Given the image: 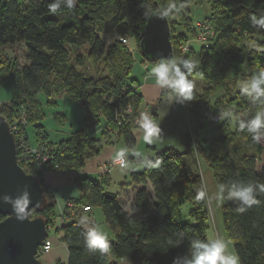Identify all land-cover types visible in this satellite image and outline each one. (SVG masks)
<instances>
[{
	"label": "trees",
	"instance_id": "trees-1",
	"mask_svg": "<svg viewBox=\"0 0 264 264\" xmlns=\"http://www.w3.org/2000/svg\"><path fill=\"white\" fill-rule=\"evenodd\" d=\"M166 1L77 0L73 9L62 5L52 14L49 12L52 0H0V51L4 45L14 42L26 46L23 64L0 56V85L9 77L13 88L12 99L0 105V114L11 121L16 113L24 111L31 125L41 118L36 98L39 91L47 97L52 93L60 97L67 92L81 102L87 114L85 122L95 125L104 117L105 125L117 129L128 148L134 147L130 124L137 114L142 95L130 87L132 52L121 38L106 47L101 34L119 29L122 36L141 39L148 16L155 11L163 13L169 6ZM176 4L186 7V0H177ZM252 14L264 16V0H211V15L204 19L213 32L214 43L201 46L196 59V69L205 81L206 90L237 87L231 104L237 100L242 115L236 116L245 121L252 119L262 107L243 96L238 83L247 81L264 68V29L251 25ZM166 18L170 24L169 15ZM188 19V23H180V26L184 34L189 28L195 33L196 23L193 25L189 15ZM247 42L252 45L247 46ZM84 46L89 47L87 54L92 65L102 61L107 74L93 78L78 68L82 64L79 57L71 60V50ZM195 56L197 58L196 53ZM226 118L224 115L218 124ZM229 118L225 130L219 128L218 134L209 140L215 156L211 168L217 186L234 181L264 184L261 143L253 141L246 130L239 129L236 120ZM198 126L202 125L198 123ZM35 128L37 143L53 145L45 140L47 135L41 124H35ZM232 133L242 141L236 140ZM100 147L99 139L87 137L82 131L73 133L57 144L55 161L58 169L66 171L82 167L85 159L98 152ZM186 154L166 148L149 159L153 163L157 158L161 159L159 168L144 166L140 172H131V184L140 187L135 190L128 209L120 201L119 192L103 186L105 180L101 184L89 177L76 178L81 195L72 201L74 209L101 206L113 239L109 241L108 253L89 252L85 246L87 229L66 207L64 215L70 219L57 227L55 233L66 245L68 257L66 263L57 261L56 264H118L116 259H128L134 264H172L174 257L186 253L191 239L208 241L210 221L206 200L196 198L203 187L198 182V175L188 169ZM37 175L45 188L47 203L42 212L32 209L29 214L30 217L42 214L52 226L56 216L55 193L45 184L43 173L37 172ZM148 183L152 184L151 192L146 186ZM257 199L260 203L243 213L236 210L238 201L222 202L224 231L240 264H264V194H259ZM185 203L190 205L187 221L183 220L182 214ZM2 218L0 215V220ZM181 238L183 242L177 248L167 243Z\"/></svg>",
	"mask_w": 264,
	"mask_h": 264
},
{
	"label": "rangeland",
	"instance_id": "rangeland-1",
	"mask_svg": "<svg viewBox=\"0 0 264 264\" xmlns=\"http://www.w3.org/2000/svg\"><path fill=\"white\" fill-rule=\"evenodd\" d=\"M176 1L177 0H167L166 2L170 5L173 3L176 4ZM176 5L180 6L178 4ZM186 7L184 4L178 14L169 15L171 20L169 24L170 40L173 48L172 58L184 57L196 61V59L198 60L201 46H208V44L211 45L214 43V40H212L214 35H207V38L204 39L199 38L197 37V31L199 32V29H197L196 26L195 33L190 32L191 29L189 28L187 29L188 32L184 34V30L182 26H180V23L183 25L188 23V15L193 25L199 21L205 22L206 20L204 18L211 15V0H186ZM180 32H183V34H180ZM101 38L106 47L114 40L121 38L122 42L125 43L132 52L133 64L129 80L130 84L134 85V88L142 95L141 103L136 111L137 114L130 124L132 126L130 130L135 138L134 147L128 148L122 136L119 134V131L115 128H111L109 124L105 125L106 120L104 117H101L99 123L95 125H90L88 122H85L87 114L81 102L67 92H64L60 97L55 93L47 97L43 91H39L36 94V98L40 105L41 118L34 120L31 125L28 123V134L32 143H34L35 137H37L35 124H41L43 132L47 135V139L45 138V140L56 145V147L60 141L67 140L73 133L79 131L85 133L87 137L99 139L101 144L99 151L88 156L85 159L84 165L78 169L66 171L58 169V171H55L51 167H46L45 172H54L48 175L47 179L50 184L54 185L61 181L71 182L74 178L75 180L76 178L78 179V177H89L102 184V181L105 180L108 175L110 181L109 190L112 192H121L122 188L125 186L123 183L125 180L131 183L130 173L133 171L140 172L144 167L142 158L132 155L133 150L141 152L143 156L151 160L155 157L154 153H158L166 148L187 152L184 157L188 164L187 167L190 172L198 175V182L203 187V190L206 191L205 200L210 221L207 230L208 241L221 238L227 244L228 253H235L233 244L227 237L223 227V203L217 198L218 186L211 168L215 156L210 150L209 145V140L218 134L219 128L225 130L227 120L229 119L228 121H230V118L225 116L227 118L222 123L218 124L217 122L214 124L208 121L207 113H209V111L212 113L215 112L217 114H222L224 117V113L231 111L234 115H242L237 100H234L231 104V100H233L237 92V87L231 85L228 90H206L204 79L201 74L198 73V70L195 69L189 76V79L192 80L195 85L193 88L192 101H188L184 104L172 102L169 100V96L172 94L171 91L166 88L158 87L155 78L149 75L151 68L158 62L146 60L142 56L138 47L140 38L122 36L119 29L101 34ZM250 45H252V42H247V46ZM87 48L89 47L84 46L79 49L71 50V60L74 61L76 57H79L82 60V64L79 65L78 68L82 69L86 75L92 76L93 78L107 74V68L102 61H99L96 66L92 65L87 54ZM192 50L196 53L197 58ZM0 56H6L14 59L18 64H23L26 62V46L22 42L6 44L0 51ZM244 81L246 80H240L238 83L242 84ZM12 95V82L8 77L0 85V105L9 103L12 99ZM142 112L149 113L162 131L160 138L154 139V143L150 145L145 144L143 141L144 133L135 123V118ZM198 123L202 126H198ZM232 136H235L236 140L242 141L241 137L235 134ZM259 142L262 146V159L264 157V137H261ZM121 148L128 149L126 157L128 169L122 171L119 166H115L109 172L100 174L98 172L99 164L103 162L108 163ZM132 158H135L136 161H133ZM261 159L257 162L258 167L261 165ZM146 186L151 192L152 184L148 183ZM129 187V190L132 189V186ZM50 190L52 191V189ZM123 196L124 200L121 202L124 207L128 209L131 205V199L128 198L129 194L127 193L126 195L124 193ZM189 206L188 203L182 205L183 220L185 221L190 219L187 213ZM71 210L74 211V207H70V211ZM74 214V217L77 219L81 220L82 217L86 218V222L83 224L86 229L89 226H96L105 233L109 241L113 239L112 231L105 221L101 206L94 205L91 207V211L86 213L81 212L77 208ZM53 235L55 237L57 236L55 228L50 227L48 229V237ZM38 258L42 261V264H56V262L46 261L42 254H38ZM115 261L118 264H134L128 259H116Z\"/></svg>",
	"mask_w": 264,
	"mask_h": 264
},
{
	"label": "clouds",
	"instance_id": "clouds-1",
	"mask_svg": "<svg viewBox=\"0 0 264 264\" xmlns=\"http://www.w3.org/2000/svg\"><path fill=\"white\" fill-rule=\"evenodd\" d=\"M77 0H52L49 4V12L55 14L58 9L66 7L73 9ZM183 5L177 6L175 3L170 4L162 13V16L170 14H178ZM250 23L252 26L259 29H264V16L257 17L255 14L250 15ZM198 67L196 61L184 57L172 59H161L155 64L149 73L155 78L156 85L160 88H166L171 91L169 100L175 103L184 104L192 101L194 82L189 79V76ZM240 93L249 98L255 104L262 106L250 120H241L231 111L224 113L225 116L232 117L238 122L241 131L246 130L252 137L253 141L259 142L261 137H264V68L255 72L247 81H244L240 87ZM135 123L144 133L143 141L145 144L154 143V139H159L161 136V128L154 122L153 117L142 112L135 118ZM127 148H121L115 157V163H118L119 168L128 169ZM132 155L142 158V163L148 168H159L161 159L157 158L153 163L139 151L133 150ZM259 194H264V184H244L242 182H230L228 184L221 183L218 186L217 198L223 202L224 200L238 201L237 211L245 212L253 205H257L260 201L257 199ZM206 191L201 189L197 193L198 200H204ZM5 203H11L13 211L17 214L18 219H23L26 206L30 203L28 193L25 191L15 200L5 196ZM86 218H81L80 223L85 224ZM183 239L175 241L168 240L167 243L172 248H177L181 245ZM85 246L89 252H99L106 254L110 250L108 237L103 231L96 226L87 227L85 233ZM172 264H240V258L235 253H228L227 244L221 238H215L209 241H204L198 238L189 241V247L185 254L174 257Z\"/></svg>",
	"mask_w": 264,
	"mask_h": 264
},
{
	"label": "water",
	"instance_id": "water-1",
	"mask_svg": "<svg viewBox=\"0 0 264 264\" xmlns=\"http://www.w3.org/2000/svg\"><path fill=\"white\" fill-rule=\"evenodd\" d=\"M139 49L145 59H171L173 48L169 23L162 12L151 13L146 21ZM27 191L30 203L18 219L11 203ZM47 203L45 188L37 174L27 173L17 161V148L8 120L0 114V264H42L38 247L48 235L42 214L30 217V210L42 212Z\"/></svg>",
	"mask_w": 264,
	"mask_h": 264
},
{
	"label": "built area",
	"instance_id": "built-area-1",
	"mask_svg": "<svg viewBox=\"0 0 264 264\" xmlns=\"http://www.w3.org/2000/svg\"><path fill=\"white\" fill-rule=\"evenodd\" d=\"M196 27L199 29L197 31V37L199 38H207V35H213V32L210 30L206 21H199L196 22ZM131 88L134 85L130 86ZM208 114V121L210 123H217L222 120L223 115L212 113L209 111ZM11 131L15 136L16 141V148H17V161L19 165L23 169H27L29 171H33V174H37V172L45 173L46 167H51L55 171H58V163L55 161V152H56V145H47L46 143H37L34 140V143H31L29 139V134L27 131L28 127V119L27 115L24 111H20L16 113L11 121H8ZM114 156L108 163H104L98 166V172L100 174H105L109 172L113 167L119 166L118 163H115ZM54 192V191H53ZM91 208L88 206H84V211H89ZM60 225L50 226L48 225V229L50 227L57 228ZM51 237L46 236L43 242L38 247V253L44 254L47 253L51 248Z\"/></svg>",
	"mask_w": 264,
	"mask_h": 264
},
{
	"label": "crops",
	"instance_id": "crops-1",
	"mask_svg": "<svg viewBox=\"0 0 264 264\" xmlns=\"http://www.w3.org/2000/svg\"><path fill=\"white\" fill-rule=\"evenodd\" d=\"M32 143V142H31ZM116 156V155H114ZM113 157V156H112ZM105 162L101 163L104 164ZM99 164V165H101ZM54 173V172H45L43 175L45 184L54 191L55 195H56V207H55V225H61L63 223H66L69 221L70 218L66 217L64 215V210L66 209V207H74L72 201L78 199L81 195V190L80 188L77 186V183L75 182V178L71 181V182H59L56 183L54 185L50 184L48 178V175ZM61 174V173H59ZM106 177V176H105ZM71 180V179H70ZM105 183L103 184V186L105 188H107L109 190V184L110 181L108 179V175L105 179ZM124 183V187L122 188L121 192H119V199L120 201L124 200V193L126 195L129 194L128 198L133 199L135 190L140 187L139 185H135V184H131L128 183L126 180ZM129 186H132V189L129 190ZM130 201V204H131ZM78 210H80L83 213L89 212L91 211V209L89 211H83V207H77ZM70 210V209H69ZM76 210L74 209L70 211V215H75L74 212ZM54 225V224H53ZM51 248L47 253L42 254L43 258L48 261V262H57L60 261L62 263H66L67 261V257H68V253H67V248L66 245L56 236H51Z\"/></svg>",
	"mask_w": 264,
	"mask_h": 264
}]
</instances>
